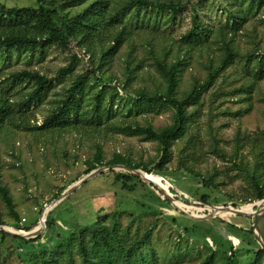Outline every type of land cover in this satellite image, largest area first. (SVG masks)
<instances>
[{
  "label": "rangeland",
  "instance_id": "rangeland-1",
  "mask_svg": "<svg viewBox=\"0 0 264 264\" xmlns=\"http://www.w3.org/2000/svg\"><path fill=\"white\" fill-rule=\"evenodd\" d=\"M90 1L58 6L54 17H70ZM121 1L109 0L106 11L112 12ZM163 1L177 3V11L129 8L108 32L87 45L73 41L62 48L50 43L8 52L0 47V95L9 104L0 128V186L11 196L20 223H34L27 232L45 219L38 240L0 234V264H43L50 255L62 264H80V244L89 248L100 239L99 231L114 229L120 243L127 245L150 227L141 256H152L153 264H199L211 249L216 252L212 264H264V248L245 233L252 227V215L215 209L231 206L252 212L258 203L247 202L255 196L253 177L264 191V72L257 74L259 64L264 68V0ZM0 2L6 7H37L36 0ZM195 17L210 33L204 32L207 36L200 41L186 40L183 36ZM121 28L130 33L105 55ZM219 28L235 54L198 102L186 106L184 129L171 140L160 170H154L163 147L129 127L160 131L173 125L175 109L164 101L145 103L140 94L165 93L157 59L167 65L180 61L178 98L203 82L223 52ZM74 55L71 69L61 75ZM23 69L39 71L50 80L46 93L28 106L22 102L32 82L11 79ZM91 70L94 73L88 74ZM82 75L75 105L80 115L68 116L76 124H44ZM92 108L100 123L86 121L96 116ZM116 155L153 169L171 200L125 169H107ZM92 166L103 170L82 181ZM0 220L14 230L10 224L15 220L1 192ZM229 245L236 249L234 255L227 251ZM100 246L94 249L98 254ZM225 255L234 260L229 262Z\"/></svg>",
  "mask_w": 264,
  "mask_h": 264
},
{
  "label": "trees",
  "instance_id": "trees-1",
  "mask_svg": "<svg viewBox=\"0 0 264 264\" xmlns=\"http://www.w3.org/2000/svg\"><path fill=\"white\" fill-rule=\"evenodd\" d=\"M87 0H36L37 7L23 6V7H6L0 2V47L4 48L7 52L12 48L20 47H44L46 44H57L62 48H67L73 41L76 42L78 46L89 44L93 38H97L101 35H104L108 32L112 26L115 19L124 14L129 8L132 7H157L160 10H172L177 11V3L172 1H161V0H123L121 3H118L117 6L113 8L112 12L106 11V7L109 3V0H91L87 5L76 14L68 17L67 15L58 21L54 14L57 13L58 6H64V4L72 5H81ZM233 19V24H235V16L231 15ZM210 33L208 27H203L195 17L192 21V27L190 30L183 36L184 39H194L200 41L203 38H206L207 34L203 36L204 32ZM130 31H126L124 28L114 32L112 41L113 44L107 50V54L113 51L115 47H118L123 41L125 35H128ZM217 35L222 40V54L219 57V61L215 67L209 66V71L205 80L199 85L192 87V89L187 92L182 98L176 96V90L178 87V74L180 72L181 63L180 61H174L170 65H167L163 60H156V67L161 73L162 77L166 83L165 93L163 95H154L149 96L148 94H140L144 96L145 103L153 102H166L169 103L175 109V120L172 126L163 128L160 131H155L150 127H129V129H135L134 132H145V137L147 139L157 140L159 144L163 147L162 155L160 162L157 165V169L160 170L161 163L168 157V151L170 147L171 140L180 135L183 131L188 115L186 114V106L197 103L201 95L208 90V88L213 84L215 78L218 74L228 66L230 61L235 54V51L230 44V42L225 39L223 31L221 28L217 29ZM76 56H73L71 65L68 69L62 68L59 72L61 75L65 74L68 70L71 69ZM130 62V61H127ZM261 59L259 63H261ZM98 65H101L100 63ZM127 69H131L127 67ZM264 72V68L259 64L257 74L259 76ZM94 73V70L89 71L88 74ZM11 79L14 81H30L33 84V88L27 93L22 104L24 106L30 105L33 101L39 99L41 95L46 93L50 80L35 70H26L14 72L11 75ZM84 82V75L78 77L72 84L70 88L67 89L64 98L61 100L60 105L52 111V113L45 119L44 124L51 126H67L76 124V121L70 120L69 115H72L76 112L77 108L75 107L77 103L76 96L80 94ZM93 113L96 116H92L86 121H94L100 123V118L97 117L96 111L92 108ZM9 113V104L7 100L0 95V128L2 125V120L4 116ZM77 113V114H76ZM78 117V112H76ZM83 116H87V112L82 113ZM82 117V116H81ZM120 130H127V128L121 127ZM111 164H124L133 169H140L147 173V177L151 179L158 187L164 190L166 193L170 194L168 188L166 190L162 187L160 180L154 175L153 169L147 168L145 165L140 163H132L128 159L113 157L111 159ZM101 165V164H100ZM95 166L89 167L85 174L94 169ZM133 175V174H132ZM129 178V175H118L117 177ZM138 177L136 175H133ZM139 178V177H138ZM253 182L255 186V196L252 200L247 201L252 202L255 200L264 199V191L261 186H259L257 180L253 177ZM0 192L7 203L10 213L14 218L13 224H10L11 227L19 233H29L27 232L33 226V224H21L19 214L12 207L11 196L8 194L5 187L0 186ZM166 199V198H165ZM164 199V200H165ZM167 200V199H166ZM178 200H172V203ZM250 213V212H248ZM0 225H9L7 222L0 220ZM43 227V219L33 231ZM25 230V231H23ZM14 231V230H13ZM152 228H148L145 232L139 237L134 239L131 243L123 245L118 239L114 229L111 232L99 231L100 239H94V242L91 246L86 247L84 244H80L79 247V256L80 264H153L152 256H146L143 258L141 256L142 248L145 246L151 235ZM105 235H103V233ZM245 233H248L250 237L254 240L256 244L257 240L253 235V228L250 227ZM2 238L8 236L12 239H21L25 241H33L41 238L40 235L32 238H23L18 235H10L4 231H0ZM96 236V233H95ZM248 236V237H249ZM249 241V240H248ZM102 246L99 247V250L102 251L98 254V251H94L98 247V244ZM259 245V244H258ZM60 246V245H59ZM58 246V247H59ZM236 249H232V246L229 245L227 251H233L235 254ZM226 251V252H227ZM264 253V249L261 250ZM215 250H210L209 253L204 257V259L199 264H212L215 257ZM231 256L234 258V256ZM137 256L142 258L140 261L137 260ZM228 261L231 262V257L226 256ZM45 260V259H44ZM43 264H62L54 256H49Z\"/></svg>",
  "mask_w": 264,
  "mask_h": 264
},
{
  "label": "water",
  "instance_id": "water-1",
  "mask_svg": "<svg viewBox=\"0 0 264 264\" xmlns=\"http://www.w3.org/2000/svg\"><path fill=\"white\" fill-rule=\"evenodd\" d=\"M106 168L107 169H118V168L125 169L127 172H131L134 175L138 176L139 178H142L145 181L152 183L154 186H156L158 189H160V191L163 193L164 197L167 200H169V201L171 200L170 195L168 193H166L164 190H162L160 187H158L151 179H149V177H147V173L140 170V169H133V168H131L127 165H124V164L108 165V166H106ZM102 170H103L102 167H99L97 169H93L90 172H88L85 175V177L81 180L82 181L86 180V179L98 174L99 172H102ZM79 183H80V181H79ZM79 183H76V184L72 185L71 187H68L67 189H65L62 192L61 196L63 197L65 195L69 194L72 190H74L78 186ZM257 202L258 203H254V207H253L254 209L250 213L242 211L239 208L231 207V206L215 207V209H217V210L225 209L227 211H230L234 215H248V214L252 215V228H253L254 234L256 236L257 241L264 248V199L258 200ZM195 218L200 219L203 217L202 216H196ZM0 231H4L10 235H18V236L23 237V238L36 237L40 234V232H38V230L34 231V232L25 233V234L19 233V232H16L15 229L13 231V230H9V229L5 228V225H0Z\"/></svg>",
  "mask_w": 264,
  "mask_h": 264
},
{
  "label": "built area",
  "instance_id": "built-area-1",
  "mask_svg": "<svg viewBox=\"0 0 264 264\" xmlns=\"http://www.w3.org/2000/svg\"><path fill=\"white\" fill-rule=\"evenodd\" d=\"M46 208V207H45ZM44 216V215H43ZM23 219V221H24V218H22ZM43 221H45V219H44V217H43Z\"/></svg>",
  "mask_w": 264,
  "mask_h": 264
}]
</instances>
